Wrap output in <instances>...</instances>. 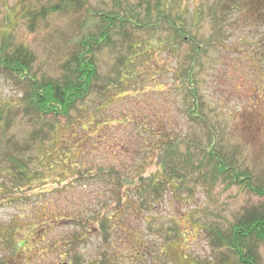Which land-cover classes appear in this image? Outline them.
Listing matches in <instances>:
<instances>
[{
  "label": "rangeland",
  "instance_id": "obj_1",
  "mask_svg": "<svg viewBox=\"0 0 264 264\" xmlns=\"http://www.w3.org/2000/svg\"><path fill=\"white\" fill-rule=\"evenodd\" d=\"M85 2L78 13L50 14L30 29L26 11L41 0H0V39L27 47L37 77L60 75L85 19L94 30L97 15L115 12L128 35L97 53L94 88L67 117L27 114L26 77L0 70V264H41L38 257L233 264L231 252L211 242L212 229L226 231L245 210L264 209V196L221 178L207 187L186 179L153 198L142 187L168 178L159 144L177 137L184 155V142L205 149L211 142L187 116L190 100L175 74L194 53L180 40L172 49L175 24L202 45L191 68L217 149L264 182V0ZM197 145L194 162L204 155ZM116 177L137 188L118 187ZM111 213L104 232L100 219ZM255 247L264 264V242Z\"/></svg>",
  "mask_w": 264,
  "mask_h": 264
},
{
  "label": "trees",
  "instance_id": "obj_2",
  "mask_svg": "<svg viewBox=\"0 0 264 264\" xmlns=\"http://www.w3.org/2000/svg\"><path fill=\"white\" fill-rule=\"evenodd\" d=\"M157 1L160 2V0ZM165 2H167V7L169 0H165ZM83 8H86L85 0H41L39 6L26 11L28 27L32 29L39 19H44L50 14L70 11L78 13ZM120 16L115 12L97 15L98 23L94 30L89 28L90 24L85 19L84 28L74 44L73 51L70 52L69 57L61 65L60 75L55 78L45 77L44 75L34 76L31 73L33 55L27 47L10 44L7 35L5 38L0 39V70L10 72L16 76L23 74L26 77L27 89L24 93V103L27 114L33 113L41 119L50 116L67 117L70 110L91 93L99 76L97 53L105 48H111L114 44L112 37L117 34L119 40L126 41L128 38L127 30H123L122 25L125 21ZM168 23H170L169 19ZM148 27L152 26L149 25ZM169 28L172 32L177 33L176 36L178 37L173 38L175 44L172 49L178 47L179 40L190 43L193 48L194 54L189 58V66L176 73L175 76L181 82L190 100L187 116L191 121L195 119L202 125L211 142L206 146L208 149L192 142H184L186 146L184 155L177 151L179 142L175 141H180L177 137H174L175 140L172 138L168 142L165 141L159 144L161 157H159L160 162L158 164L162 168L161 174L164 173L168 178L156 177L149 180L147 187L144 186L142 189L144 192L150 190L153 198L154 194L160 195L162 191L166 192L170 186L175 189L180 188L186 182V179L194 178L197 183L207 187L212 185L218 178H221L229 185H235L257 196H264V182L257 184L250 172L239 167L233 159H228L224 153L217 149L216 143L218 140H215L216 136L213 128L207 117L201 112L202 105L194 78V68L191 67L202 54V45L196 37L186 36L182 31L183 29H181L182 27L179 28L175 24L170 25ZM127 46V48L135 47L130 42L127 43ZM149 134L152 139L154 133L150 132ZM193 145H197L204 152L202 159L198 162L192 160L194 153L191 147ZM179 154H182L183 159L178 158ZM166 170H169V172L167 171V173ZM193 173H196V175H193ZM115 181L118 187L123 181L127 184V187L131 184L130 186L133 189H136L138 184L136 180H120L119 177H116ZM112 215L111 213L107 216L106 221L100 219L99 224L104 232H107L109 228L108 222L111 221ZM212 231L216 234L215 237L212 236L211 242L222 244L231 252L233 264H257L255 244L264 242V209L245 210L231 223L230 228L226 231L220 229H212Z\"/></svg>",
  "mask_w": 264,
  "mask_h": 264
},
{
  "label": "flooded vegetation",
  "instance_id": "obj_3",
  "mask_svg": "<svg viewBox=\"0 0 264 264\" xmlns=\"http://www.w3.org/2000/svg\"><path fill=\"white\" fill-rule=\"evenodd\" d=\"M125 258L126 257H51L50 260L48 257H38L41 264H49V262H54L53 264H125ZM139 258L142 259V257ZM140 262L143 263V261Z\"/></svg>",
  "mask_w": 264,
  "mask_h": 264
}]
</instances>
